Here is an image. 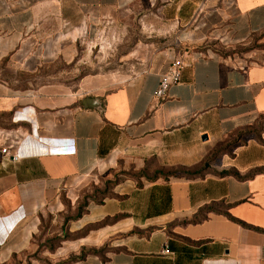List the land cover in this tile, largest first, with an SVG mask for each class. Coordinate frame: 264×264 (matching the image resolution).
<instances>
[{
	"label": "crops",
	"instance_id": "obj_1",
	"mask_svg": "<svg viewBox=\"0 0 264 264\" xmlns=\"http://www.w3.org/2000/svg\"><path fill=\"white\" fill-rule=\"evenodd\" d=\"M263 116L264 0H0V264H264V173L217 174L264 170V133L203 177L126 180L82 208L98 176L150 158L194 171Z\"/></svg>",
	"mask_w": 264,
	"mask_h": 264
},
{
	"label": "rangeland",
	"instance_id": "obj_2",
	"mask_svg": "<svg viewBox=\"0 0 264 264\" xmlns=\"http://www.w3.org/2000/svg\"><path fill=\"white\" fill-rule=\"evenodd\" d=\"M138 41V33L137 30L134 31V34L130 41V48L133 47V45L137 44ZM148 41V40H147ZM98 49L109 50L114 48L113 44H106L105 40L98 39ZM251 46H248L246 48H242L243 50L240 51L242 53L245 50L250 49ZM83 48L86 49L84 46ZM89 48V47H87ZM84 50L83 56H89V54H86ZM105 52V51H104ZM85 53V54H84ZM116 55H119V53H116ZM111 58V57H110ZM107 62L106 61H97L94 62V64L89 65L90 62H87L86 70L82 71V75L86 73H96L100 71H105L109 67V65L105 66ZM69 68L66 63L63 62V64H59L58 68ZM57 70L56 68H50V72ZM32 78V77H31ZM54 77H50L49 79L52 80ZM23 79H30L29 77H23ZM57 79H61L64 81H78L80 79V76L78 77H71V76H63V77H57ZM264 133V116L257 122L255 126L252 128H247L243 131H240L236 134H233L226 138L220 145L219 148H225L228 153H231V151L243 143L246 142L248 138L256 137L260 138L261 135ZM210 169L213 171V169L210 167ZM161 172L159 170V164L158 161L154 158H150L146 160L145 162H137L135 160H132L129 164V166H121L120 168H117V170H113L111 172L105 173L103 175L98 176L97 180L91 181L89 185L86 187V191L83 194L82 199V208L88 203L89 200L95 201V202H101L106 197L112 196L113 191L115 188L122 182L126 180H132L134 181L138 186H140L145 181H153L159 176V173ZM163 173V172H162ZM169 173V172H167ZM66 238H70V236L66 235ZM48 242H54L52 244ZM41 243V242H40ZM46 243L49 245H57L55 244L56 241H54V238H48L41 244V248L43 246H47ZM34 257H37L35 254Z\"/></svg>",
	"mask_w": 264,
	"mask_h": 264
},
{
	"label": "trees",
	"instance_id": "obj_3",
	"mask_svg": "<svg viewBox=\"0 0 264 264\" xmlns=\"http://www.w3.org/2000/svg\"><path fill=\"white\" fill-rule=\"evenodd\" d=\"M226 153H228V152L225 148L223 149V148L218 147V149L212 154V156L209 159H207L200 168H198L194 171L177 170V171H173V172H169V173H162V172H158V173H159V176H161V177H182V176H185V177H203L204 175L212 172V170L210 169L211 164L213 162H215L216 159H218L221 155L226 154ZM259 173H264V170H254L245 176L240 175V173L237 171H223V172H220L217 174L220 176L232 175V176H235L239 180H248V179H251L252 177H254L255 175H257ZM211 213H223V212L220 210V208H218L217 205L205 207L192 220L188 221V223H191V224L201 223L204 220H206L208 218L209 214H211ZM102 225H103V223L100 225L94 226L92 228L96 229L98 227H101ZM86 253H96V251L83 252L82 256ZM73 259H75V258H73Z\"/></svg>",
	"mask_w": 264,
	"mask_h": 264
},
{
	"label": "built area",
	"instance_id": "obj_4",
	"mask_svg": "<svg viewBox=\"0 0 264 264\" xmlns=\"http://www.w3.org/2000/svg\"><path fill=\"white\" fill-rule=\"evenodd\" d=\"M183 69H184V64L182 62L181 59L177 58L174 59L167 67V69L165 70V72L163 73V75L160 78V84H159V88L156 94L157 99L159 100H163L166 99L168 97V94L170 92V90L178 85L181 81V77H182V73H183ZM3 154L8 155L9 154V148H3L2 150ZM30 156V155H29ZM21 156L18 154H13L11 156V159L14 162H18L19 160H21ZM166 246H165V252H167L166 250Z\"/></svg>",
	"mask_w": 264,
	"mask_h": 264
},
{
	"label": "water",
	"instance_id": "obj_5",
	"mask_svg": "<svg viewBox=\"0 0 264 264\" xmlns=\"http://www.w3.org/2000/svg\"><path fill=\"white\" fill-rule=\"evenodd\" d=\"M207 138H208V136H204V138H203V139H206V140H207Z\"/></svg>",
	"mask_w": 264,
	"mask_h": 264
}]
</instances>
